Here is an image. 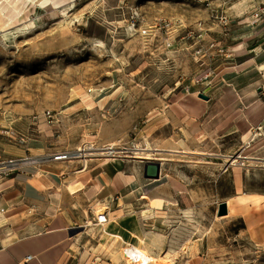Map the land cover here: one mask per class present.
<instances>
[{"label":"rangeland","instance_id":"374dc122","mask_svg":"<svg viewBox=\"0 0 264 264\" xmlns=\"http://www.w3.org/2000/svg\"><path fill=\"white\" fill-rule=\"evenodd\" d=\"M43 1H19L26 17L0 31L9 142L25 160L83 149L62 162L116 161L123 176L155 188L182 180L188 205L164 202L154 218L137 205L126 212L122 230L131 243L146 237L150 252L163 249L158 264H264V230L219 215L238 188L264 193V15L255 16L264 0ZM183 138L205 154H170ZM148 141L166 160L126 155ZM152 162L158 178L145 175Z\"/></svg>","mask_w":264,"mask_h":264},{"label":"crops","instance_id":"0c3cea01","mask_svg":"<svg viewBox=\"0 0 264 264\" xmlns=\"http://www.w3.org/2000/svg\"><path fill=\"white\" fill-rule=\"evenodd\" d=\"M236 44L230 45L233 51L244 46L245 41L240 39ZM256 46L253 44L250 51ZM258 62H264V58ZM242 94L247 97L250 91ZM252 104L254 102L249 106ZM183 139L177 147L168 149L170 154L185 156L194 154L193 151L205 154ZM22 156H25V149L11 144L0 129V160ZM80 161L36 162L0 175V208L6 209L0 216V223L8 219L7 223L0 224V264H121L123 258H120L116 243L118 237L130 242L122 230L129 231L124 224L132 213L127 214V209L137 205L142 216L146 210L148 214L144 217H153V212L162 207L152 205V200L159 197L166 203H178L175 195L184 192L186 187L182 180L169 173L162 178H173L155 188L157 183L152 181L137 183L135 174L123 176L116 161L104 158ZM75 183L77 187L72 190L70 186ZM240 190L238 188L232 197L223 200L227 202L228 215L241 216L248 232L263 231L264 193ZM31 204H35L37 210L29 213ZM105 207L108 222L103 226L95 224L96 211ZM72 229L81 230L72 235ZM84 231L90 235L86 244L80 238Z\"/></svg>","mask_w":264,"mask_h":264},{"label":"bare ground","instance_id":"6f19581e","mask_svg":"<svg viewBox=\"0 0 264 264\" xmlns=\"http://www.w3.org/2000/svg\"><path fill=\"white\" fill-rule=\"evenodd\" d=\"M19 1L21 0H16V1H12L13 3L17 2L16 6H13V4H11V0H0V31L2 33L10 30L11 28H13V26L15 25V23H17L19 20L23 19L26 17V15L24 13H22V8L20 7L21 5L18 4ZM56 3H61V6H65L67 5V1L66 0H55ZM43 2H48V0H44ZM148 146L147 147H136L134 148V152H131L133 154H126L128 156H132V157H136V158H144L145 160L148 159H157L159 161L161 160H166V157H162V156H157L155 155V150H161L158 148H154L151 146L150 142L148 141ZM117 143L113 142L111 145H109L108 147H106L105 149L109 152V153H114V146ZM85 150L83 151V149H79V151L75 152L74 155L76 156H84L85 154ZM192 153L194 154H202V152H195L193 151ZM204 153V152H203ZM235 157H242V158H251V157H247L246 155H236ZM49 159L50 155H45V156H32L29 158H26V160H24L22 163H36L41 161L42 159ZM149 171L151 174L155 173V166H150ZM77 187V184H72L70 186V188L72 190H74ZM187 192H179L178 195L176 196V200L178 201L179 204L186 206L190 203V201L186 198ZM144 198H146L147 196L144 195ZM165 202L164 198H155L154 200L151 201V204H154L156 206H161L163 203ZM123 204V201H122ZM229 206L231 208V205L229 203ZM144 214L146 215L147 212L146 210H143ZM101 211L98 210L96 211V213H100ZM87 237H90V235L87 232H82L80 233V238H81V242H83L84 244H86V240ZM138 243H131V242H127L125 240H123L122 238L118 237L117 239V243H116V247H117V251L120 250V248H122L123 250V261L125 264H155L158 263V261L160 259H165V255L164 252H159L158 254H153L150 252V250L145 246L146 245V241L147 238L146 237H141L139 235L136 236ZM121 240V241H120Z\"/></svg>","mask_w":264,"mask_h":264},{"label":"built area","instance_id":"2783aa9c","mask_svg":"<svg viewBox=\"0 0 264 264\" xmlns=\"http://www.w3.org/2000/svg\"><path fill=\"white\" fill-rule=\"evenodd\" d=\"M199 1H207V0H199ZM263 15H264V10H260V11L256 12V14H255L256 17H258V16L262 17ZM74 153L75 152L61 151V152H58V153L51 155L49 159L44 158L42 160H44V161H46V160L66 161V160H70L71 158H74V157H81V155L76 156V155H74ZM23 160H25L24 157L12 158V159H8V160H0V175L1 176L7 175V174L11 173L13 170L19 169L20 165L22 164L21 162ZM5 210L6 209L4 207L0 208V216L5 213ZM36 210H37L36 205L31 204L28 211H29V213H31V212H35ZM100 211L101 212L99 214L95 213L94 222L97 225L103 226L106 222H108L107 208L105 207ZM7 222H8V219H4L3 222H1L0 224L7 223ZM122 255H123V252H122ZM31 257L32 256H29V258H31Z\"/></svg>","mask_w":264,"mask_h":264},{"label":"water","instance_id":"95a60500","mask_svg":"<svg viewBox=\"0 0 264 264\" xmlns=\"http://www.w3.org/2000/svg\"><path fill=\"white\" fill-rule=\"evenodd\" d=\"M199 96L201 98L205 99V100H209L210 99V97L208 95H206L205 93H199ZM153 165L155 166L156 170H155V173L151 174L148 168L150 166H153ZM145 175L146 176H153V177L158 178L160 176V163L159 162H155V163L152 162V163L146 165ZM227 212H228L227 202H222L220 204V207H219V215L227 214ZM80 230L81 229H72L70 231V233L73 235V234L79 232Z\"/></svg>","mask_w":264,"mask_h":264}]
</instances>
